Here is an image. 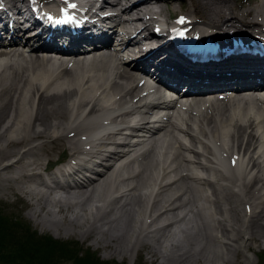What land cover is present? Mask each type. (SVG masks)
Masks as SVG:
<instances>
[{"label":"bare ground","instance_id":"bare-ground-1","mask_svg":"<svg viewBox=\"0 0 264 264\" xmlns=\"http://www.w3.org/2000/svg\"><path fill=\"white\" fill-rule=\"evenodd\" d=\"M26 1L8 0L14 9L16 5ZM40 1L46 2V0ZM114 1L117 6L126 0ZM188 1L192 10L195 8L199 10L197 12L195 9L194 14L197 15L200 25L215 29V34L219 33L217 29L229 31L239 27L247 16L255 18L249 21L248 24L251 26L258 27L259 30L264 27V0L245 9L238 8L233 0ZM160 2L164 0H141L135 5L123 8L121 15H128L134 11V15L137 16L134 20L123 22L124 34L127 37L132 34L138 36L144 31L147 22L144 16L150 19L154 16L164 18L166 12L158 6ZM62 3L63 1L60 0L59 4ZM58 8L62 6L59 5ZM140 22L144 24L143 30L137 32ZM127 40L132 45H138L135 37H128ZM250 41H253L252 37ZM43 42L33 37L24 39V43L20 40L12 43L6 49L0 47V61H2L0 65V180H20L23 185L20 184L17 189L28 193L29 197L31 196L29 202L35 204L30 210L31 217H39L41 223L54 233L59 228L61 230L72 228L76 230L80 238H85L96 231V236L92 234L94 244H99L110 255L125 257L132 252L138 253L143 248L147 250L150 263L158 262V264H231L225 256L230 250L226 247L227 244L237 242L239 239L250 241L254 234L258 235L254 240H259L260 237L264 240V179H258L260 182L258 194L262 193L261 199L254 200V195L247 190L249 186H243L242 190H247L246 195H243L245 204H249L247 199L252 200V204L249 219H241L239 209L234 204L235 201L230 198L232 195L219 198L220 192L216 190H211L212 199L208 198V200L201 195L200 198L205 203L197 207L193 193H196L198 187L211 188V183L195 179L196 175L190 172L192 165L194 169L209 171L194 161L200 156L193 149L194 143H200L207 156L215 152L216 155L213 158L221 165L222 150L217 143L221 130L226 126L233 130L229 138L240 152L242 145L247 146L256 141L252 132L253 121L259 118V115L251 119L250 113H247L249 111L237 102L234 107H231L228 101L226 105L218 103L203 109L193 101L185 104L181 110H178L179 113L176 110L173 120L171 116L160 114L161 116L156 117L155 121H145L150 102L143 97L149 99L151 96L140 95L143 90L137 88L139 81L132 76L128 63L117 56L119 59L116 58L115 61L114 57H109L92 61L93 65L88 64L87 67H84V63H75L68 69L66 62L49 56L51 50H47ZM149 51H144L143 55ZM148 60L151 63L154 62L150 56ZM102 62L107 63L105 66L97 65ZM108 63L112 68L107 67ZM260 71L264 72V68L261 67ZM242 76L234 73L232 78L242 79ZM182 95L184 96L181 98L190 99V94ZM157 100L159 101H154V108L160 113L176 108L174 103L166 98L158 97ZM106 103L113 104L115 107L109 109ZM86 107H89L88 112L83 113ZM240 112L242 116H245L244 122H238ZM128 115L144 119H139L135 125H131L129 127L131 130L137 129L138 132L148 135L149 130L156 126L169 138L172 137L171 132H168L170 128L178 130L188 139L186 145L180 143L178 136L172 140L173 152L169 166L162 171L160 179H157L155 183V180L152 181L155 192L150 198L147 209L145 204L148 196L142 194L141 190L145 189L152 167L156 166V164H149L152 147L136 156H132L135 149L130 150L131 152L125 156L126 160H130L120 167L121 170L105 168L101 172L94 173V178L87 180L82 186L74 180H70L75 183L73 187L68 186L67 180L65 187L58 186L54 182L47 185L39 181L37 174L40 173L39 170H42L38 169L42 162L39 161L37 154V150L42 149L38 144L41 141L40 138L47 137L51 141L64 140L72 155L80 144L83 146L87 144L86 142L100 139L101 133L111 130L115 124L124 125L125 122L121 117ZM174 121L177 122V126L172 124ZM191 125L198 129V132H194ZM64 130H68L66 133H69L73 140H67L66 136L61 134ZM205 135L209 138H205ZM81 139L86 142L79 143L83 141ZM19 143L20 145L23 143L22 147H25V151L21 154L19 150L16 151ZM3 144H7L9 148L3 149ZM163 144L167 148V142ZM184 153L191 155L192 158H188V155ZM17 155L19 156L14 160L15 162L2 163L4 160L16 158ZM94 155L103 157V153L96 151ZM259 157L262 158L259 155L255 161L250 156L241 162L237 159L235 166L241 168L243 174H247L251 168L258 167ZM122 159L123 156L117 160ZM262 160L263 165L259 171L264 174V156ZM132 163H135L138 169L135 174L130 172ZM248 165L249 170H247ZM62 170L57 171L61 173ZM4 171H10L11 174L1 176ZM121 171L125 174L124 176H120ZM180 171L185 172V175L180 176ZM51 176H54V173ZM176 176L178 178L171 183L168 180L165 183L161 182ZM120 185H131L126 190L127 197L120 193ZM3 189L6 191V188ZM61 190L63 195L61 193L57 195V198L51 199L48 196L49 192L58 194L57 192ZM90 201L98 202V204L93 206V212L89 211L85 214V204ZM208 206L213 207L212 214L207 211ZM142 211L147 214L139 218L137 227H134L135 214L140 216ZM183 211L191 213V221L185 222L183 228L177 227L176 231H171L178 219L176 215ZM54 212L59 214V219L53 218ZM121 213L124 217L119 215ZM231 213H234V216ZM148 218L149 222L144 223ZM254 226L258 229L253 230ZM98 228H100L99 235ZM175 233H178V236ZM163 240L167 241L168 245L165 251L161 252L158 246ZM222 247H225V250Z\"/></svg>","mask_w":264,"mask_h":264},{"label":"rangeland","instance_id":"rangeland-1","mask_svg":"<svg viewBox=\"0 0 264 264\" xmlns=\"http://www.w3.org/2000/svg\"><path fill=\"white\" fill-rule=\"evenodd\" d=\"M192 1L194 2V0H192ZM256 1L257 0H234V2L236 4L242 5L245 8L246 7H253V5L256 4ZM171 8H174V10H178L181 13L182 12H188L189 14L192 13V6L188 0L173 1V4H172V6L169 7V9H171ZM196 11L199 12L198 9H196ZM228 127L229 126L225 127V131H226L225 133H227ZM66 132H65V134H66ZM40 139H41V141L38 142V144L40 147H42V149L37 150V152L39 151V153L41 155H43V154L47 155V157H44V161H46V159L47 160H54L56 157H58V154L64 148V145L62 144L63 141H61V140H59V141H58V139L54 140L53 142H51V145H48L46 141H48V140L51 141L50 138L47 139V137L46 138L43 137ZM44 140H46V141H44ZM226 140H227V138H226ZM224 143L225 144L227 143L228 146L230 145L229 141H225ZM22 145H23V143H22ZM22 145H20V143H19L16 146V148H17L16 151H18L20 146H22ZM3 146H4L3 149H5V150H7V148H9V147H7V144L6 145L3 144ZM154 146H155V144H154ZM222 147L224 148L226 146L224 144H222ZM197 149L201 152V148L199 146ZM38 159L41 162L42 157L39 154H38ZM10 174H11L10 171H4L3 175H1V176H6V175H10ZM1 182H6V183L11 182L13 184H12V186H8V185L2 186L0 183L1 191H3L2 188H6V191H5L6 193L5 192L0 193V209L3 210L0 213L3 216L9 217V218L14 217V218H17L19 220H24L29 225L31 230L36 232L38 235H47V236H50L53 239L58 240L60 242H62L63 240L74 241V242L78 243V245L80 246L81 249L87 248L88 250H90V252H92L94 254V256L97 257L99 259V261H102V262L105 261V262H111V263H115V264H156V263L158 264V262L150 263V259L147 255V250H144L143 248L138 253L132 252L131 254H128V256H125V257H122V256L120 257L117 255H110L108 253V251L106 249L101 248L99 246V244H94L92 234H93V236H96V234H95L96 231L94 233L92 232L90 235H88L85 238H80L78 236L76 230L75 229L73 230L72 228L70 230H68V229L61 230V228H59L57 230V232L54 233L51 229L47 228L43 224L40 225L38 223L39 217H35L34 219H33V217L32 218L30 217L31 216L30 210L33 208V206H35V204L29 202V200H31V196L29 197L28 193H24V190L20 191L17 189V187L20 184H22L20 182V180H17V181H14V180L3 181V180H1ZM12 190L24 195L28 200V204L32 208L28 206V204L26 203V200L23 196L21 197L17 194H12L13 193ZM7 193H10V194H7ZM103 195H105V194L103 193ZM236 199L237 198H234L233 200H236ZM251 202L248 205H244V201L239 199V201L234 203L236 208L239 209L238 211L240 213L239 214L240 218L242 217L241 219H244L246 215L251 214V212H250L251 211V204H252ZM90 205H91V201H90V203L88 202L85 204V214L89 212V207H91ZM87 209H88V211H87ZM245 210H249V211H245ZM137 211H139V209H137ZM243 212H245V213H243ZM234 213H231V215L234 216ZM119 215L121 217H124L123 213H121ZM52 216L54 219H59V214L56 212H54L52 214ZM235 216H237L236 213H235ZM86 217H87V215H86ZM136 220H137V213L135 214V219H134V224H133L134 227H137V225H138V221L136 222ZM254 229H258V227L254 226L253 230ZM97 233H98V235L100 234V228L97 229ZM257 236H258L257 234L256 235L254 234L252 240H250V241H244V239H239L237 242H234V243L230 242L229 244L226 245V247L228 249H230L229 251L232 252V254H229L230 256L226 257L227 259L230 260L231 264H237V263L238 264H257L256 254L259 252H264V240L261 237L259 238V240H254L257 238ZM167 245H168V242L163 240L161 245L158 246V249L161 252H164L165 248H167L166 247ZM222 249L225 250V247H222ZM259 264H261V263H259Z\"/></svg>","mask_w":264,"mask_h":264},{"label":"trees","instance_id":"trees-1","mask_svg":"<svg viewBox=\"0 0 264 264\" xmlns=\"http://www.w3.org/2000/svg\"><path fill=\"white\" fill-rule=\"evenodd\" d=\"M259 262L264 263V254L259 255ZM0 264L115 263L99 261L94 254L71 243L37 236L24 221L0 213Z\"/></svg>","mask_w":264,"mask_h":264},{"label":"snow or ice","instance_id":"snow-or-ice-1","mask_svg":"<svg viewBox=\"0 0 264 264\" xmlns=\"http://www.w3.org/2000/svg\"><path fill=\"white\" fill-rule=\"evenodd\" d=\"M66 2H67V0H66ZM68 7H70V8H75V5H74V4H69ZM180 22L183 23L184 21L181 20Z\"/></svg>","mask_w":264,"mask_h":264}]
</instances>
